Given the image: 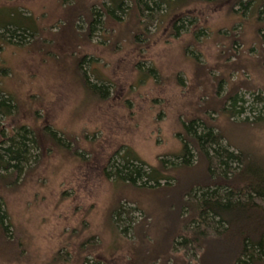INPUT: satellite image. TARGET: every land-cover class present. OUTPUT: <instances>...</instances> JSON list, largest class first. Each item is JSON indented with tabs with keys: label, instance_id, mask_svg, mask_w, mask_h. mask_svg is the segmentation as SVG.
<instances>
[{
	"label": "rangeland",
	"instance_id": "374dc122",
	"mask_svg": "<svg viewBox=\"0 0 264 264\" xmlns=\"http://www.w3.org/2000/svg\"><path fill=\"white\" fill-rule=\"evenodd\" d=\"M137 3L140 17L133 0H122L123 11L113 16L112 0H0V97L16 105L0 114V138L21 127L42 138L17 184L0 182L13 226L9 240L0 239V264H203L207 245L184 242L180 231L188 210L180 209L176 189L115 186L103 173L108 160L119 151L114 158L122 162L133 151L149 167L160 160L180 165V134L194 118L225 137L206 146L213 174L240 168L241 160L228 168L227 151L264 160V127L252 124L264 115V25L257 13L239 14L235 0H189L174 13L170 5L149 3V10ZM21 17L33 30L14 43L4 30ZM83 76L106 86L107 97L88 93ZM231 94L241 113L229 118ZM46 126L70 139V151L47 141ZM190 161L177 177L200 175L195 152ZM249 198L264 207L249 193L234 201ZM205 225L209 240L222 231L207 216Z\"/></svg>",
	"mask_w": 264,
	"mask_h": 264
},
{
	"label": "trees",
	"instance_id": "16d2710c",
	"mask_svg": "<svg viewBox=\"0 0 264 264\" xmlns=\"http://www.w3.org/2000/svg\"><path fill=\"white\" fill-rule=\"evenodd\" d=\"M135 2V10L140 17L138 11V3L143 2L149 10L153 9L148 4L152 3L155 8L161 5L172 6L171 0H133ZM181 1V0H180ZM189 1V0H188ZM186 1V3L188 2ZM115 3V9H108L109 15H114V10L123 11L122 0H112ZM183 3L179 7H171L173 13L183 8ZM234 6L239 9V14L245 15L250 9L252 13H257V20L260 26L264 25V0H235ZM252 8L254 9L252 11ZM104 10H106L103 7ZM92 17L100 15L99 12H91ZM21 15V14H20ZM93 19V18H92ZM27 17H21L18 23H10L6 26L4 33L10 31V41L14 43L26 40L33 30L29 24ZM182 19L175 21L174 32L176 33L177 24ZM94 20L93 23H95ZM92 23V24H93ZM178 29V28H177ZM263 27L259 28V32ZM13 33V34H12ZM178 33V32H177ZM13 39V40H12ZM15 39V40H14ZM85 58L80 60L79 69L85 64ZM154 72L149 71L150 74ZM86 75V73H85ZM153 75V74H152ZM83 84L85 90L92 94V89L101 92L100 99H105L108 94L106 86L94 84L90 85V81L83 76ZM91 89V90H90ZM95 94V93H93ZM233 102L229 108L224 107L225 112L232 117L241 112L236 110L237 97L229 95L228 98ZM225 99V101H226ZM13 98L0 97V114L10 115L16 109ZM227 103V102H225ZM242 108V107H241ZM201 122L202 125L199 123ZM244 123L250 124L248 121ZM203 127V133L199 134L197 125ZM252 124L264 127V115H258ZM184 135L182 142L183 147L177 158L182 160L180 165L168 164L162 160L159 161L158 167H149L143 161H139L133 151L125 153L122 162L115 161L112 156L105 166L103 173L105 178L110 180L114 178V185H122L134 189L155 191L161 188L165 190H174L178 192V205L180 209H187L188 214L183 221V227L180 230L184 233V242L194 243L198 247L207 245V252L213 250V254L206 257L208 260L203 264H264V207L249 198L245 201H234V198L249 193L264 199V160L255 158L252 153L239 150L238 156L227 151V160L231 162L228 168L232 169L234 164L241 166L235 170L232 175L223 176L212 173L211 164L208 160L207 145H216L218 139H225L221 132L217 135L213 133L216 128L208 121L201 118H194L184 124ZM50 127L44 129V136L53 145L58 148H65L70 151L67 146L70 139L65 137L62 139L59 134ZM218 139H217V138ZM41 136L27 127H21L15 137L7 138L3 133L0 138V182L7 186H15L22 173L23 167L35 157L33 151L42 149ZM65 142H67L65 144ZM231 147V141L227 143ZM195 152L200 160L197 168H200V175L196 176L191 173L187 178L177 177L175 174L180 169H191L190 158ZM217 152V150H215ZM218 154V153H216ZM220 155V154H219ZM114 158V159H113ZM222 165H228L222 161ZM236 167V166H235ZM110 169V171H109ZM200 177V178H199ZM165 182V185H161ZM119 183V184H118ZM225 192V198L220 193ZM119 203L112 213V220L115 214H119L121 209ZM180 210V214L181 211ZM210 217L222 227V231L216 236V239L209 240L205 238V218ZM12 223L10 222L8 213L5 208L3 198L0 196V239L9 240ZM186 227H191L185 230ZM182 236V237H183ZM181 237V238H182ZM208 237V236H207ZM217 255H215V251Z\"/></svg>",
	"mask_w": 264,
	"mask_h": 264
},
{
	"label": "water",
	"instance_id": "95a60500",
	"mask_svg": "<svg viewBox=\"0 0 264 264\" xmlns=\"http://www.w3.org/2000/svg\"><path fill=\"white\" fill-rule=\"evenodd\" d=\"M105 1V0H104Z\"/></svg>",
	"mask_w": 264,
	"mask_h": 264
}]
</instances>
